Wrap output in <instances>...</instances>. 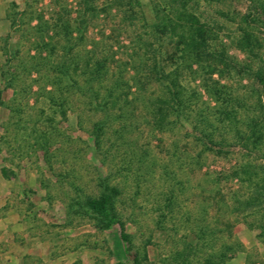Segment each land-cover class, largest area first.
<instances>
[{
	"label": "rangeland",
	"instance_id": "374dc122",
	"mask_svg": "<svg viewBox=\"0 0 264 264\" xmlns=\"http://www.w3.org/2000/svg\"><path fill=\"white\" fill-rule=\"evenodd\" d=\"M164 1L0 0V264H264V87L247 72L264 61V0H192L204 33L190 45L153 28ZM66 23L83 32L67 90L46 65ZM155 61L178 70L180 116L153 105ZM101 178L119 190L115 214H68Z\"/></svg>",
	"mask_w": 264,
	"mask_h": 264
},
{
	"label": "trees",
	"instance_id": "16d2710c",
	"mask_svg": "<svg viewBox=\"0 0 264 264\" xmlns=\"http://www.w3.org/2000/svg\"><path fill=\"white\" fill-rule=\"evenodd\" d=\"M88 0H84L86 2V10L88 12H93V7L90 6V4H87ZM172 4L168 2V0L164 1V5L162 9H155L154 15L157 23L153 24V28L156 30H159L163 33L169 32L168 35L174 36L176 35L178 37V40L180 41H189L191 43H186L187 45L193 44V34L196 33L197 36H200V34L204 33V25L199 24V22L196 20V17L192 12H190L187 9V5L192 0H179V5H176L177 0H171ZM175 8V9H174ZM175 13H174V12ZM174 13V18L176 19V22H173L172 18L169 14ZM172 13V14H173ZM39 24H37V29L39 32H41L43 29L41 28L42 22L41 20L38 21ZM15 25V21H11L12 28ZM48 30V29H47ZM47 30L43 33H40L38 42L35 43V48L37 50V54L40 59L42 60H49L50 56H53L55 54L56 48L51 43L52 37L48 36V41L45 40L44 36H47ZM79 30V28L77 29ZM76 30V32H77ZM85 30V29H84ZM180 32H179V31ZM82 31V30H81ZM242 31V29H241ZM83 32H77V37H74L73 30L71 29L70 25L68 23L62 25L60 27V33L63 36V43L60 46L59 52H61V55L58 57V62L52 64V63H46L51 69L54 68L56 72L59 73V77L55 76L53 77V81L55 83H52L57 86L60 85L62 80L65 79L69 83H66L64 88L67 89H74L77 88L76 82L71 77V70L74 69V66L78 67V61L76 62L75 58H73V55L70 56L73 52L74 43L77 42V40L83 39ZM242 41L244 42V47L249 48L250 50L254 49V43H253V37L250 33H246L244 30L242 31ZM182 41V42H183ZM48 50V51H47ZM47 52L48 55L47 59L45 57H41L42 52ZM46 53V54H47ZM36 57L32 56L31 59H35ZM16 59V58H15ZM106 58L102 60H98L94 62V67H90L89 63L86 62L85 68L86 70H89V74L91 76H96V78H100L101 75L105 74V64H106ZM21 64V63H20ZM33 70H37V65H34ZM73 66V69L71 67ZM161 66H159V63L157 61L154 62V65L152 68L149 69V75L154 74L158 81L160 82V85L163 86L162 93L163 97L158 98L156 100V103L153 104L154 106L158 107L159 109L164 108V110L169 111H176V115L181 114L183 110H185V103L190 101L188 96L186 95V91L183 87L179 86V77H178V70H174L170 73H168L166 76L163 73V70L160 69ZM25 68V67H24ZM89 68V69H88ZM91 68V69H90ZM76 69V67H75ZM39 72V71H38ZM75 72V71H73ZM247 72L250 73V76L255 79L262 87H264V61L262 67H258L254 70L247 67ZM17 78V75L12 74L10 75L8 79V84L11 87V84L15 79ZM70 78V79H69ZM204 91L208 93V95H215L216 97H219V95L222 93L218 89L214 88V85L211 86L208 84V82L204 81L202 83ZM109 91V95H111ZM2 91H0L1 96ZM96 97V94L94 95ZM184 108V109H183ZM183 109V110H182ZM180 116V115H179ZM99 140L96 139L95 143H98ZM257 142V141H255ZM254 173L255 170L253 168L246 170L245 173ZM99 193L96 196H90L85 195L83 197H78L76 200L71 201L67 205V212L71 215H83L87 217H91L94 219L97 223H103L104 221L108 220L112 215L116 212V199L119 195V190L116 186L110 185V183L106 179H99ZM263 230V229H262ZM133 264H139V260L137 258L133 259Z\"/></svg>",
	"mask_w": 264,
	"mask_h": 264
}]
</instances>
